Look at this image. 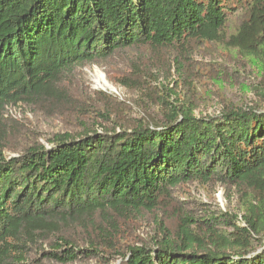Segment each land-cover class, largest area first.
Masks as SVG:
<instances>
[{
	"label": "trees",
	"instance_id": "obj_1",
	"mask_svg": "<svg viewBox=\"0 0 264 264\" xmlns=\"http://www.w3.org/2000/svg\"><path fill=\"white\" fill-rule=\"evenodd\" d=\"M199 41L264 67V0H0V111L53 96L77 66L137 47L179 63ZM49 142L11 158L0 148V264H264L261 104L206 117L170 107L154 125L87 123ZM191 182L252 189L246 225L185 213L180 232L162 225L151 241L124 242L112 217L181 211L175 192Z\"/></svg>",
	"mask_w": 264,
	"mask_h": 264
},
{
	"label": "rangeland",
	"instance_id": "obj_2",
	"mask_svg": "<svg viewBox=\"0 0 264 264\" xmlns=\"http://www.w3.org/2000/svg\"><path fill=\"white\" fill-rule=\"evenodd\" d=\"M175 58L170 49L137 47L66 71L53 85V96L8 104L0 111L3 154L11 158L35 144L49 145L56 134L79 130L87 123L105 122L118 128L120 124L154 125L164 120L170 107L186 106L197 117H206L231 108L264 106V67L227 42H194L181 54L179 63ZM101 72L117 91L97 82ZM251 190L191 182L175 192L177 200H184L177 206L181 211L138 212L112 220L120 226L124 242L140 243L151 241L162 225L180 232L185 213L210 218L229 212L238 215L234 220L243 227L245 196L252 197ZM122 261L116 257L109 263L85 259L74 264Z\"/></svg>",
	"mask_w": 264,
	"mask_h": 264
},
{
	"label": "bare ground",
	"instance_id": "obj_3",
	"mask_svg": "<svg viewBox=\"0 0 264 264\" xmlns=\"http://www.w3.org/2000/svg\"><path fill=\"white\" fill-rule=\"evenodd\" d=\"M96 80L98 83L103 84L107 89L117 91V88L106 79L105 75L102 72L97 75Z\"/></svg>",
	"mask_w": 264,
	"mask_h": 264
}]
</instances>
